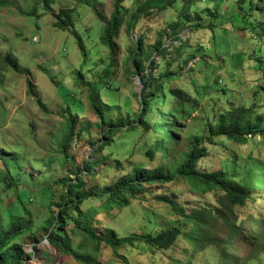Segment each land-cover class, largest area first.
I'll return each mask as SVG.
<instances>
[{
  "label": "rangeland",
  "instance_id": "374dc122",
  "mask_svg": "<svg viewBox=\"0 0 264 264\" xmlns=\"http://www.w3.org/2000/svg\"><path fill=\"white\" fill-rule=\"evenodd\" d=\"M52 1L9 0L10 5L0 9V223L7 212L25 220L32 213L44 223L52 218V210L60 209L56 204L49 207L50 198L61 203L67 180L78 175L83 178L80 190H90L138 171L173 174L193 138L208 135L223 114L237 107H253L264 121V0H177L164 12L143 16L131 33L125 25L114 57L102 45L104 25L95 13L110 18L113 0ZM144 1L125 0L126 23ZM61 9L71 14V30L54 25ZM178 21L186 24L174 32ZM74 33L81 37L82 48ZM160 34L165 51L155 48ZM139 39L144 43L141 50ZM136 52L142 73L133 61ZM8 55L26 74L4 63ZM143 78L149 80L147 93L159 96L161 103L153 106L148 128L129 131L143 109ZM27 80L46 110L28 94ZM94 83L104 86L95 93ZM93 100L104 112L103 122ZM117 123L124 128L105 137ZM157 142L162 151L152 161L146 151ZM206 147L208 154L198 168L228 172L247 189L248 198L235 207L231 224L221 220L201 232L202 243L188 238L195 223L175 207L182 206L186 213L210 207L216 213L220 191L199 194L187 179L176 176L169 183L141 182L127 206L109 202L106 195L81 206L82 227L103 238L110 229L119 237H139L179 225L182 233L169 249L138 240L118 248L122 256L106 241L96 250L98 239L88 230H74L71 222L73 243L87 260L58 250L48 242L46 228L35 227L23 240L22 264H126L123 256L129 264H264V135L249 138L245 145L216 137ZM65 155L67 160L61 157ZM96 159L98 165L87 172L86 161ZM17 183L18 188L26 186L21 194ZM49 185L53 197L44 196L51 192L45 188ZM69 213L79 215L75 209Z\"/></svg>",
  "mask_w": 264,
  "mask_h": 264
},
{
  "label": "trees",
  "instance_id": "16d2710c",
  "mask_svg": "<svg viewBox=\"0 0 264 264\" xmlns=\"http://www.w3.org/2000/svg\"><path fill=\"white\" fill-rule=\"evenodd\" d=\"M47 3H52V0H46ZM114 1V11L110 18H107L102 12L96 11V17L103 23L104 29L101 36L102 45L105 46L111 57H114L118 51V44L116 39L120 35L121 29L126 25L127 32L131 33L136 29L139 21L148 13L153 11L164 12L169 8L173 7L177 0H145L142 2L137 9L130 15L128 22L126 23L125 14H124V2L125 0H113ZM10 5L9 0H0V9L5 8ZM31 16L35 12H31ZM55 27L61 30H71L74 26L73 19L69 10L61 9L57 14H55ZM183 24H186L185 21H178L172 27L174 32L176 28L181 27ZM255 30H257L254 27ZM76 39L78 40L79 47L82 48V39L78 34H75ZM164 35L160 34L157 38L155 48L157 51H165L164 47ZM181 41V38H179ZM143 40L139 39L137 48L141 50L143 48ZM141 56L138 52L134 54L133 61L138 69L139 73L144 71L142 68V60L139 58ZM256 61L262 66L259 55H253ZM4 63L13 68L14 71L26 74V72L20 69L18 61L12 58L10 55L6 56ZM113 67V65L111 66ZM254 68V67H250ZM110 72V69L106 70V74ZM144 89L142 92V101L143 109L142 112L137 117L135 123L136 125L131 124L129 131H135L138 128H148V116L153 110L154 105H159L161 100H158L156 94L153 93V96L149 95L147 92L149 90L150 84L149 80L143 78ZM28 94L36 98L37 103L43 110H46L45 104L38 100V96L33 88L31 80H27ZM101 83H94L93 90L96 93L98 87H103ZM164 102V100H163ZM162 102V103H163ZM92 107L94 108L95 113L98 115L101 122L105 120L104 112L99 107V105L92 102ZM263 116L256 113L253 107L240 106L235 110L228 111L223 114L220 118L217 126H211L209 129V134L205 136H196L193 138L191 143V148L186 152L184 160L177 167L175 173H165L160 169H153L150 171H138L134 175L123 176L117 182L111 183L104 187L95 186L90 190H80L81 185L83 184V178L81 176H75V178H69L66 182V194L63 197V201L58 203L54 200H49L48 205L51 208V205L60 206L59 212L52 210V218H48L44 223L38 222L37 218H34V215L31 213V217L25 220L22 217L10 216V213L7 212L6 219L0 223V264H22L24 257V248L23 240L28 231H32L35 227L42 228L45 227L47 230V240L48 242L56 247L58 250L72 254L79 258L80 260H87L86 256L76 250V246L73 243L72 236L68 231V226L71 222L75 223V229L88 230L92 237L98 239L95 249L99 250L100 243L106 241L114 248V252L122 256L117 249L120 248L124 243H133L138 240H143L147 245L158 248V249H169L179 238L182 233V229L179 225H173L162 229L157 234H147L145 236L139 237H119L117 232L114 229H110L106 238L97 236L94 230L87 229L86 226L82 227L81 217L84 216L81 209L82 204L93 197L99 196H108L109 202H115L119 205L127 206L131 203V197L136 195L138 191L139 184L141 182H158V183H169L176 176H180L184 179H187L189 183L193 186L195 191L199 194L205 193L211 190H218L220 194L217 196L218 207L216 208V213H213L210 207H203L200 211L194 210L191 213H186L185 208L182 206H176V210L184 214L187 220L195 223L192 230L189 231L188 238L191 239L194 243L199 244L204 241L200 239V233L208 229L212 223H218L221 220H225V224H231L236 218L235 207L237 205H242L248 198L247 189L238 181H235L228 172L224 170L207 172L201 171L198 168V163L200 159L208 154V149L206 144L213 143V139L216 137H226L234 143L245 145L248 143L249 138L256 137L258 135H264ZM75 123V120H73ZM73 126L71 125L70 131L65 138V145L63 146L64 150L67 147V143L72 136ZM124 128L122 123L111 124L105 137L114 135L116 132ZM112 141L108 142L107 145H110ZM162 143L157 142V145L153 149H147L146 156L152 161L156 158V153L161 150ZM63 152V151H62ZM62 159L67 160V156H61ZM99 160H87L85 163L87 172L93 171V169L98 165ZM14 176V175H13ZM17 178H21L17 176ZM64 180V179H63ZM18 183L16 184V186ZM26 187L25 185H19L20 194L22 193V188ZM50 189L51 192H47L45 197H50L55 195V191L52 189V185L45 187ZM22 204L28 208L29 205H26L23 199L20 196ZM33 202V201H32ZM33 205V204H32ZM30 205V206H32ZM70 209L78 210L79 215L77 217H72L69 213ZM4 215V216H5ZM35 223L36 225H33ZM126 264H129L128 260Z\"/></svg>",
  "mask_w": 264,
  "mask_h": 264
}]
</instances>
